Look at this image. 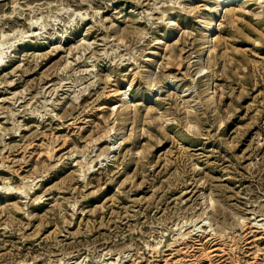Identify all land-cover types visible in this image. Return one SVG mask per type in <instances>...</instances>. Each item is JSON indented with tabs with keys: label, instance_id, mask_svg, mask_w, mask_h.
<instances>
[{
	"label": "rangeland",
	"instance_id": "1",
	"mask_svg": "<svg viewBox=\"0 0 264 264\" xmlns=\"http://www.w3.org/2000/svg\"><path fill=\"white\" fill-rule=\"evenodd\" d=\"M219 1L0 0V264H264V0Z\"/></svg>",
	"mask_w": 264,
	"mask_h": 264
},
{
	"label": "bare ground",
	"instance_id": "2",
	"mask_svg": "<svg viewBox=\"0 0 264 264\" xmlns=\"http://www.w3.org/2000/svg\"><path fill=\"white\" fill-rule=\"evenodd\" d=\"M234 0H220L219 1V5L218 7L216 8V14H221L223 12V9L224 7L229 3V2H232ZM214 25L211 24L209 26V28L207 29L209 33H212L214 31ZM210 36V35H209Z\"/></svg>",
	"mask_w": 264,
	"mask_h": 264
}]
</instances>
